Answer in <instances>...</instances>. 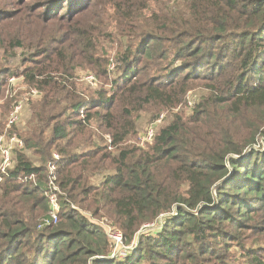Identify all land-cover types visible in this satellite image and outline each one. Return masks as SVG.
<instances>
[{"label":"trees","instance_id":"trees-1","mask_svg":"<svg viewBox=\"0 0 264 264\" xmlns=\"http://www.w3.org/2000/svg\"><path fill=\"white\" fill-rule=\"evenodd\" d=\"M11 75L41 99L0 183V264H264V0H0V90ZM84 212L127 245L160 228L112 258Z\"/></svg>","mask_w":264,"mask_h":264},{"label":"rangeland","instance_id":"rangeland-1","mask_svg":"<svg viewBox=\"0 0 264 264\" xmlns=\"http://www.w3.org/2000/svg\"><path fill=\"white\" fill-rule=\"evenodd\" d=\"M111 63L112 64L115 63V65H116V62H114L113 59L111 60ZM91 74L92 73L81 72L78 74L79 75L78 77L81 78L82 83H84L85 86H89L91 89H95V88L100 87V84L98 83V81H96L95 84L92 85L85 80V78H87L89 76L95 77L94 75H91ZM33 90H35V89L30 88L25 83V79L22 76H17V75H11L9 78H7V80L4 81V87L2 88V90H0V139L2 137H4L5 140L8 142L13 136H16L19 140H21L23 142V148H16L13 151L12 168L7 169L5 173L0 171V183H2L5 180V176L9 174V171L14 169V167L16 165V160H15L16 159V153L25 148V143L22 140V138L20 137V135L25 132V130L28 126V123L30 121L31 112H32V109H31L32 106L31 105L41 99V96L32 95L31 92ZM201 96H202V92L197 91V90L192 91L189 94L190 100L193 101L195 104L199 101ZM20 102L24 103L21 121L16 125L10 126L9 125L10 116L14 112L15 108L17 107V104ZM178 110L190 113L191 107L186 104V105L180 107ZM176 112L177 111H175V112L174 111L162 112V114H160V116L162 115L164 118H163L162 122L157 125V128L159 129L160 126L167 125L171 121L174 113H176ZM157 119L158 118H155L154 120H152L148 114H146V113L142 114L141 119L138 123L139 133H142V131H144L150 124L153 123V121H155ZM138 144H139V140H138ZM24 152L26 153V155L31 159V161L36 166L39 164L37 161V158L35 156H33L32 153L26 152V151H24ZM54 154H56V153L53 152L52 155H54ZM50 164L51 163H49V165H48L49 177H50L49 186H50V189L52 190V192L49 194V199H51V197H54L56 199V203H57V207H58V213H59L60 204H59V199H58L57 193H60V191H59V188L55 185L56 179H53L51 177ZM0 167H1V160H0ZM99 182H100V179L96 178L95 183H99ZM83 215L88 220H90L92 224H95L99 227H102L105 230V232L109 236V238L113 244V247H114L112 258L117 257L118 259H124L127 252L136 250L141 236L146 235V234H152L153 231L160 228L159 225H157V223H156L158 221V219L160 218L159 217L156 221L149 223V224L145 225L144 227H142L141 231L138 234V238L135 239L131 244H129V245L124 244V239L121 243L118 244L116 242L114 236L117 234L116 232H119V233H121V232L110 227L107 219H94V218H92L91 214H89L87 212H84ZM122 237H123V235H122Z\"/></svg>","mask_w":264,"mask_h":264},{"label":"built area","instance_id":"built-area-1","mask_svg":"<svg viewBox=\"0 0 264 264\" xmlns=\"http://www.w3.org/2000/svg\"><path fill=\"white\" fill-rule=\"evenodd\" d=\"M85 80L90 84H95V78L93 76H89L85 78ZM32 95L34 96H41L40 93L37 90H33ZM187 105L191 107V109L194 107L195 103L190 100V97L188 99ZM24 108V103L20 102L17 104V107L15 108L14 112L10 116L9 125H16L21 121L22 118V112ZM163 116L161 115L157 120H155L152 124H150L139 137V145L142 148H146L148 146H151L154 143L155 136L157 133V125L160 124L163 120ZM16 148H23V142L19 140L16 136H13L8 142L5 140L4 137L0 139V160H1V167L0 171L3 173L6 172L7 169L12 168L13 165V151ZM53 159L55 161H58L60 159V156L56 153L53 155ZM55 164L52 162L50 164V174L53 179H55ZM50 205H51V216L53 219V222L56 223L58 221V207L56 203V199L54 197H51L50 199ZM117 234L114 236L116 242L119 244L123 241L122 234L119 232H116Z\"/></svg>","mask_w":264,"mask_h":264}]
</instances>
